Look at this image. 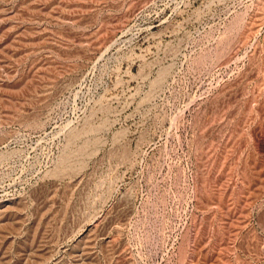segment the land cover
<instances>
[{"label":"rangeland","instance_id":"374dc122","mask_svg":"<svg viewBox=\"0 0 264 264\" xmlns=\"http://www.w3.org/2000/svg\"><path fill=\"white\" fill-rule=\"evenodd\" d=\"M0 264H264V0H0Z\"/></svg>","mask_w":264,"mask_h":264}]
</instances>
